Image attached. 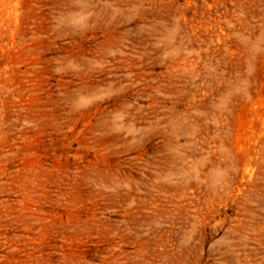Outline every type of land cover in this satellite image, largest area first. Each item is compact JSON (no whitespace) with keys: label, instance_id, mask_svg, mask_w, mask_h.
I'll return each instance as SVG.
<instances>
[{"label":"rangeland","instance_id":"374dc122","mask_svg":"<svg viewBox=\"0 0 264 264\" xmlns=\"http://www.w3.org/2000/svg\"><path fill=\"white\" fill-rule=\"evenodd\" d=\"M0 264H264V0H0Z\"/></svg>","mask_w":264,"mask_h":264}]
</instances>
